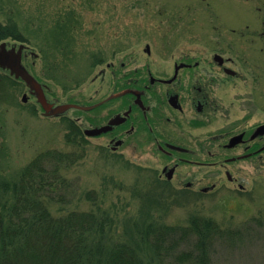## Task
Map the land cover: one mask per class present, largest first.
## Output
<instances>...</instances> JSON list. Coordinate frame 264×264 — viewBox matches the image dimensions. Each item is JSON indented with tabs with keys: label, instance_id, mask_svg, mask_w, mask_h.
<instances>
[{
	"label": "rangeland",
	"instance_id": "1",
	"mask_svg": "<svg viewBox=\"0 0 264 264\" xmlns=\"http://www.w3.org/2000/svg\"><path fill=\"white\" fill-rule=\"evenodd\" d=\"M1 22L18 25L22 40L4 42L14 49L26 46L23 63L54 103L96 100L117 77L170 75L183 56L208 66L220 53L232 59L228 66L236 75L223 80L215 72L221 109L191 132L204 140L264 123V0H0ZM111 61L114 68L106 65ZM38 103L24 81L0 69V178L15 181L42 151H78L82 157L69 177L79 180V194L71 204L51 205L55 214H108L112 238L131 243L137 240L131 220L187 224L191 216H204L243 229L251 222L253 236L219 242L213 264H264V151L226 167H197L200 177L214 175L217 189L193 198L178 193L177 181L158 180L164 163L158 155L129 148L111 153L98 139L68 142L76 127L68 123L73 111L47 116ZM221 142L213 145L216 159L226 155ZM197 155L206 158L207 151ZM180 169L184 175L187 167ZM226 170L237 180L230 181ZM87 191H95L97 203L82 199Z\"/></svg>",
	"mask_w": 264,
	"mask_h": 264
},
{
	"label": "trees",
	"instance_id": "2",
	"mask_svg": "<svg viewBox=\"0 0 264 264\" xmlns=\"http://www.w3.org/2000/svg\"><path fill=\"white\" fill-rule=\"evenodd\" d=\"M8 38L22 40L15 22L0 23V43ZM71 133L68 142L84 138L76 127ZM81 157L78 151L48 149L15 181L0 178V264H213L219 242L252 235L251 222L243 229L191 216L187 224L131 220L130 227L137 228L131 243L112 238L108 214L80 209L55 214L51 205L71 204L79 194V180L69 174ZM93 193L82 199L97 203Z\"/></svg>",
	"mask_w": 264,
	"mask_h": 264
},
{
	"label": "flooded vegetation",
	"instance_id": "3",
	"mask_svg": "<svg viewBox=\"0 0 264 264\" xmlns=\"http://www.w3.org/2000/svg\"><path fill=\"white\" fill-rule=\"evenodd\" d=\"M0 49L18 53L21 63L27 68L23 62L28 56V50L23 43L14 49L9 47L8 43L2 42ZM231 62L232 59L225 58L220 53H214L213 64L209 63L208 66L183 56L172 65L173 71L170 75L156 77L149 71L148 77L145 78L129 76L120 81L117 77L110 91L98 93L96 100L91 96L86 102L75 98L66 101L92 106L89 109H67L73 111V114L68 115V123L76 126L84 139H98L100 147L111 153L120 152L124 148L149 151L151 156L153 152L164 162L160 171L156 172L158 180L165 183L177 181L178 193L193 198L209 195L217 189L214 175L206 174L200 177L197 167H226L231 162L256 157L264 151L263 122L249 129L241 128L237 132L230 129L217 136L209 135L204 140L191 132L195 128L203 127L220 111L221 106L215 95V72L223 80L226 76H235L236 71L228 66ZM106 65L108 68L115 67L112 61ZM0 69L15 76L7 65H0ZM42 85L46 92L45 84ZM48 100L54 106L61 104L54 103L49 98ZM88 130H98V133L88 134ZM216 140L222 141L220 148L226 154L223 159L215 157L213 145ZM201 149L207 151L206 158L199 159L197 152ZM232 150L242 152L232 155ZM183 165L187 167L184 175L180 169ZM226 175L230 181L237 180L228 170ZM239 185L243 189V184Z\"/></svg>",
	"mask_w": 264,
	"mask_h": 264
},
{
	"label": "water",
	"instance_id": "4",
	"mask_svg": "<svg viewBox=\"0 0 264 264\" xmlns=\"http://www.w3.org/2000/svg\"><path fill=\"white\" fill-rule=\"evenodd\" d=\"M4 47V43L2 44ZM20 52V51H19ZM0 65L5 66L7 65L10 68V71L12 74H14L17 78H21L24 80L30 88L32 94H34L37 98V101L43 108L44 113L49 115H58L64 112L65 110L76 107L81 109H89L92 106H82L78 104H71V103H61L57 106H54L53 103H50V101L47 98V95L45 93L44 87L42 83L39 82V80L24 66V64L21 63V56L18 53L14 52H4L3 49H0ZM28 100V95H23V101ZM264 128V125L262 126ZM88 134H96L98 133V130H88Z\"/></svg>",
	"mask_w": 264,
	"mask_h": 264
}]
</instances>
